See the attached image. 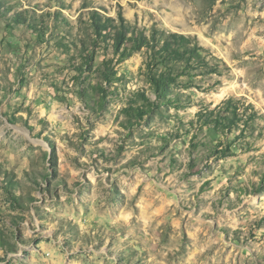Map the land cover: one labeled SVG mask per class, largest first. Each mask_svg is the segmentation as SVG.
I'll return each mask as SVG.
<instances>
[{
  "label": "rangeland",
  "instance_id": "obj_1",
  "mask_svg": "<svg viewBox=\"0 0 264 264\" xmlns=\"http://www.w3.org/2000/svg\"><path fill=\"white\" fill-rule=\"evenodd\" d=\"M0 264H264V0H0Z\"/></svg>",
  "mask_w": 264,
  "mask_h": 264
},
{
  "label": "trees",
  "instance_id": "obj_2",
  "mask_svg": "<svg viewBox=\"0 0 264 264\" xmlns=\"http://www.w3.org/2000/svg\"><path fill=\"white\" fill-rule=\"evenodd\" d=\"M91 28L93 29L94 40L103 45H109L113 49L114 55H120L121 59H126L129 56V53L147 48L151 49L153 52V56H159V60L166 61L164 58V54L172 55V51L166 48L168 43H164L159 46L158 37L156 36V32L148 37L144 34V32L135 35V33L131 32V29L127 25L126 21L120 17L119 24L116 25L115 20L110 17H104L98 12H92L90 18ZM132 34V38H129V35ZM176 37V36H175ZM130 43L132 47L125 48L124 50L129 51V53H123L121 50L124 46ZM168 49V50H167ZM112 62V61H111ZM111 63L105 62L103 66V70L101 71L102 78L106 84H113L115 82V72L113 68L109 67ZM151 75V74H150ZM176 79L172 77L171 74L167 73H158L157 75H153L149 77V83L151 84L153 90L159 99H165L167 88L171 87L175 83ZM101 86H95L93 91L95 93L100 94L102 97L106 94V91ZM145 100L146 103L150 101L145 95L139 96ZM105 98V97H104ZM150 105V104H149ZM151 107V105H150ZM153 108V107H152ZM140 113L144 114V111ZM226 121V120H223ZM222 123V122H221Z\"/></svg>",
  "mask_w": 264,
  "mask_h": 264
}]
</instances>
